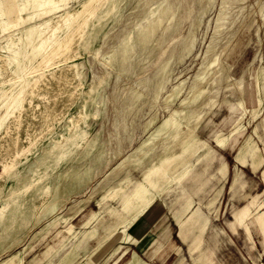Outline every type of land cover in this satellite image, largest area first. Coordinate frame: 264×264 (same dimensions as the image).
Segmentation results:
<instances>
[{"label": "rangeland", "instance_id": "374dc122", "mask_svg": "<svg viewBox=\"0 0 264 264\" xmlns=\"http://www.w3.org/2000/svg\"><path fill=\"white\" fill-rule=\"evenodd\" d=\"M79 5L3 0L0 264H112L127 248L123 264L138 240L158 252L138 264L264 262L251 220L252 239L227 227L245 204L264 209V0H91L46 63ZM247 139L262 163L250 153L235 173Z\"/></svg>", "mask_w": 264, "mask_h": 264}, {"label": "bare ground", "instance_id": "6f19581e", "mask_svg": "<svg viewBox=\"0 0 264 264\" xmlns=\"http://www.w3.org/2000/svg\"><path fill=\"white\" fill-rule=\"evenodd\" d=\"M36 6L38 8H44L45 5H49V4H53L55 3V0H32ZM91 0H80V5L78 8H73V9H70V10H67L64 15H63V19H64V22H65V25L66 27H68V31L66 32V34L62 35L61 37H57L55 36L51 42V45L50 47L45 50L44 54H43V60L48 63L49 60H50V55L53 54V53H57L59 52V50L61 49H66L68 47L67 45V41H68V38H69V34H70V24L71 22L74 20V18L76 17V15H78L82 9L90 2ZM225 1V0H224ZM235 3V2H234ZM238 3H236L235 6H231V5H228V9L226 11H223V12H233L237 7ZM23 9V4L20 3L19 4V11L21 12ZM50 9L44 11L43 12H48ZM0 11H1V14H6V11H5V8L3 6V0H0ZM38 14V13H35V15ZM32 16V15H31ZM19 17H22L19 16ZM3 22H5L3 20ZM17 22L15 23H9V22H5V24L3 25V29H7L13 25H16ZM208 29V28H207ZM206 29V30H207ZM56 29L53 30V33L55 32ZM18 36L15 34V33H10L7 35L6 37V45H7V48L10 46V44L14 43V38H17ZM192 39V37L190 38ZM194 41V40H193ZM190 44V43H189ZM188 45V44H187ZM41 46V44L39 45ZM190 46V45H189ZM1 49L4 47L3 45L0 46ZM10 48V47H9ZM1 55V54H0ZM5 56H8V55H5ZM215 58L214 60H212L210 62V65H212L214 62H215ZM222 74V73H221ZM220 76V75H219ZM218 77V76H216ZM241 78V77H240ZM260 74L257 73V76H256V81H257V84H258V90L259 92H261L262 90V86L260 84ZM211 82L214 80L212 77L210 78ZM219 79H217L216 81H218ZM237 80V79H236ZM235 80V81H236ZM200 87V86H198ZM238 87V86H237ZM242 87V83L239 82V88ZM203 90H206L205 88H202ZM202 89L200 91H202ZM217 89V88H216ZM243 90V89H242ZM232 91V90H231ZM239 91V90H238ZM216 94V93H215ZM212 100L209 98L208 100H206L205 104H208L210 103ZM238 104L239 106L243 109V111H246L247 109V106L244 104L243 102V99L240 98L239 101H238ZM264 105V97L262 95L259 94V96L257 97V103H256V106L257 107H261ZM171 117H167L165 118L159 125V128H164L166 126H169L170 124H172V121H171ZM242 124V123H241ZM186 135L190 136L192 135L193 133V128L194 126L190 127L188 126V124L186 123ZM247 126V125H246ZM243 127V124L240 125V122H237L233 127L232 129L230 130L229 134L227 136H219L217 138L218 142L220 144H225L228 137L231 136V135H234L236 134L241 128ZM200 140H203L200 138ZM254 144L252 143V141H250V139H247L245 141H243L241 144H239V146L236 148L235 150V154H234V158L236 161L244 164L246 162V158L247 156L251 153L252 154V158H253V161H252V165H253V168H257L259 166V164L262 163V159H263V155L262 153H259L258 152V147H255ZM253 149V151H252ZM252 151V152H251ZM220 171H222V167L219 168ZM262 178L264 180V168L262 169ZM144 186H146V183L145 182H142L140 181L139 183H137L136 187H135V191H133V195H138L140 194V191L144 190ZM248 212H249V206L248 205H244L240 208H238L235 212H234V221L235 223L237 224H240V225H243L246 229H247V224H246V218L248 216ZM179 235L181 237L184 236V234L182 232L179 233ZM131 250V249H130ZM127 253V248L124 249L119 255L118 257L116 258V260L112 263V264H116L118 263L122 258L123 256ZM129 256L128 258L124 261L123 264H138L137 263V258H138V254L137 252L132 249L130 252H129ZM19 264V263H18ZM260 264H264V263H260Z\"/></svg>", "mask_w": 264, "mask_h": 264}, {"label": "crops", "instance_id": "0c3cea01", "mask_svg": "<svg viewBox=\"0 0 264 264\" xmlns=\"http://www.w3.org/2000/svg\"><path fill=\"white\" fill-rule=\"evenodd\" d=\"M244 104H245V100H243ZM219 136H216L214 141H215V144L220 148V149H224L225 146H226V143L225 144H220L217 140ZM235 154V152H234ZM234 154H233V160L234 162H236V166H237V170L235 171V173H238V170H239V166H244L245 164H242L238 161L235 160L234 158ZM224 161H226L224 159V157H222ZM252 169V168H251ZM254 171V170H253ZM218 174L220 175H223L221 174V172H218ZM225 173H227L225 171ZM262 181V180H261ZM262 183L264 184V182L262 181ZM246 205V204H245ZM244 206V205H243ZM249 206V212H248V216L246 218V224H247V229L243 226V225H240V224H237L234 221V214H233V219H231V223L232 224H227V227L228 229L231 231V232H237L239 229L243 230V232L245 233L246 237L249 238V239H252V234H251V228H250V225H249V220L252 221V223L254 224L255 228L262 234L264 235V209L259 206L255 207L254 210L251 209V206L252 205H248ZM242 207V206H241ZM240 208V207H239ZM196 228H194L193 230H195ZM153 232V231H151ZM152 234V233H151ZM178 235V234H176ZM155 236H157V233H154L151 237L155 238ZM179 237V236H178ZM142 239V238H141ZM181 238L179 237V240ZM139 243H141L139 245ZM157 246L154 245L153 243H148V240H145V241H142L141 240L139 241L138 240V244H135V248H133L134 250H136V252L142 257L144 258L145 260L149 261V262H154L156 260V256L158 254L157 252ZM132 250V249H131ZM260 263H264L263 261L259 262L258 264Z\"/></svg>", "mask_w": 264, "mask_h": 264}]
</instances>
